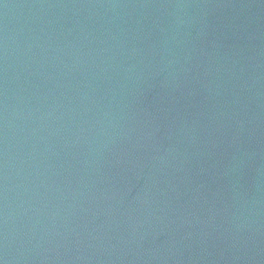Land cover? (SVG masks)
Instances as JSON below:
<instances>
[{"label": "water", "instance_id": "95a60500", "mask_svg": "<svg viewBox=\"0 0 264 264\" xmlns=\"http://www.w3.org/2000/svg\"><path fill=\"white\" fill-rule=\"evenodd\" d=\"M0 264H264V0H0Z\"/></svg>", "mask_w": 264, "mask_h": 264}]
</instances>
